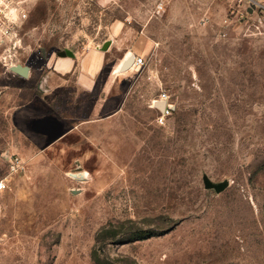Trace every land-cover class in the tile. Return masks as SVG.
<instances>
[{
	"label": "rangeland",
	"instance_id": "obj_1",
	"mask_svg": "<svg viewBox=\"0 0 264 264\" xmlns=\"http://www.w3.org/2000/svg\"><path fill=\"white\" fill-rule=\"evenodd\" d=\"M11 1L27 17L15 54L0 45V264H97L94 249L104 264H264V10ZM91 46L107 48L93 88L48 72L50 57ZM127 51L144 64L103 91ZM163 89L175 108L159 125L151 101ZM100 95L112 104L91 116ZM38 97L55 100L62 121L45 103L32 111ZM55 121L62 136L39 125ZM205 174L228 186L206 188ZM109 223L120 235L97 243Z\"/></svg>",
	"mask_w": 264,
	"mask_h": 264
},
{
	"label": "crops",
	"instance_id": "obj_2",
	"mask_svg": "<svg viewBox=\"0 0 264 264\" xmlns=\"http://www.w3.org/2000/svg\"><path fill=\"white\" fill-rule=\"evenodd\" d=\"M111 28H112V32H111L110 39L113 38L112 36L114 34L113 29L120 28V27L119 25H112ZM106 49L107 48H100V47L96 48V47L91 46V47H88V49L85 47L83 50H78V51L72 50L74 52L73 56H69V55L60 56L57 54V56L50 57L48 59L47 63H48V66L50 67V71L48 72H52L54 74L56 73L64 78L74 77L75 82L78 85V87L93 88L94 85H96L97 83L98 77L100 76V74L102 73V71L104 70L106 66V53H105ZM127 52L124 54L123 58H120V60L109 69L107 76L108 78L111 77V79L110 81L106 80V84L105 83L102 84L101 88L103 91L114 90L113 87L115 86V84L117 86L119 85V82L117 80L118 77L127 76L128 73H125V72H127L128 69L124 71L120 70V66L122 62L127 57ZM105 85L106 86L108 85V86L104 87ZM41 98L42 97H38V98L32 99L27 102V103H31L30 108L32 109V111H36L38 109V106L35 105V103H39V104L45 103L47 107V115L59 116L61 118L59 119L62 121L64 117L60 114L58 110H55V106H54L55 100L46 99L44 101V99H41ZM104 101L105 99L103 98V96L100 95L97 103H94L93 105V111L91 112V116L101 115L102 109L112 104V103H103ZM120 104L121 103H116V106L119 107ZM41 116L42 115H38V117H41ZM86 122L87 121L82 120L78 123L81 126L82 124ZM39 125L42 128H45L46 126H50L51 131L54 133H58L59 135L61 134L60 136H62V134L67 132L65 127L60 125V123L57 121L49 122V123L41 122ZM58 134L52 136V138L60 137Z\"/></svg>",
	"mask_w": 264,
	"mask_h": 264
},
{
	"label": "built area",
	"instance_id": "obj_3",
	"mask_svg": "<svg viewBox=\"0 0 264 264\" xmlns=\"http://www.w3.org/2000/svg\"><path fill=\"white\" fill-rule=\"evenodd\" d=\"M11 0H0V45L5 47L7 54L5 59L11 58L21 44V23L26 19L27 13L24 8L17 1L14 3L8 2ZM244 1V0H240ZM14 4L10 6V4ZM251 3L257 9L264 10V0H251ZM159 8H163V4H159ZM144 64L143 57L135 56L133 65L141 66ZM163 103V108L159 104ZM173 100L168 90L163 89L159 92L158 96L151 101V107L156 110L155 121L159 125L167 122L168 118L173 114ZM6 186L3 180H0V189Z\"/></svg>",
	"mask_w": 264,
	"mask_h": 264
},
{
	"label": "trees",
	"instance_id": "obj_4",
	"mask_svg": "<svg viewBox=\"0 0 264 264\" xmlns=\"http://www.w3.org/2000/svg\"><path fill=\"white\" fill-rule=\"evenodd\" d=\"M140 231V233H138ZM120 235V232L113 223H109L108 225L102 227L96 235V242L97 243H104L106 240H115L117 236ZM153 234L144 235V231L142 230H130L128 231L125 230V238H132V239H142L144 237H149ZM92 259L97 263V264H104V261H102L98 249H94L92 251Z\"/></svg>",
	"mask_w": 264,
	"mask_h": 264
},
{
	"label": "water",
	"instance_id": "obj_5",
	"mask_svg": "<svg viewBox=\"0 0 264 264\" xmlns=\"http://www.w3.org/2000/svg\"><path fill=\"white\" fill-rule=\"evenodd\" d=\"M60 56H73L74 52L71 49H65L63 51H60L58 53ZM135 55H130L129 57H126V59L122 62L120 66V70L124 71L129 69L133 66ZM17 70L21 71L23 74H26L28 71L26 67H16ZM19 68V69H18ZM161 108H163V103L159 104ZM173 108H175V105L173 104ZM74 176H76V173H73ZM204 184L206 188H214L217 192L223 191L228 186V181H221V182H214L208 175H204L203 177Z\"/></svg>",
	"mask_w": 264,
	"mask_h": 264
},
{
	"label": "bare ground",
	"instance_id": "obj_6",
	"mask_svg": "<svg viewBox=\"0 0 264 264\" xmlns=\"http://www.w3.org/2000/svg\"><path fill=\"white\" fill-rule=\"evenodd\" d=\"M130 55H133V54H132L131 52H128V53H127V57H129ZM80 174L82 175L81 172H80ZM80 174H79V175H80ZM83 174H84V173H83Z\"/></svg>",
	"mask_w": 264,
	"mask_h": 264
}]
</instances>
